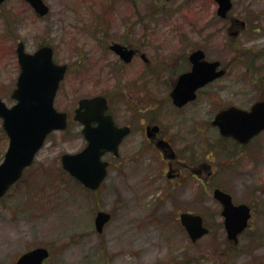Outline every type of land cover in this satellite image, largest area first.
I'll list each match as a JSON object with an SVG mask.
<instances>
[{
	"label": "rangeland",
	"instance_id": "1",
	"mask_svg": "<svg viewBox=\"0 0 264 264\" xmlns=\"http://www.w3.org/2000/svg\"><path fill=\"white\" fill-rule=\"evenodd\" d=\"M43 1L49 7L44 17L24 0H6L0 6V98L8 107L14 104L10 95L19 74V41L27 52L50 45L55 61L70 66L55 107L72 115L80 98L102 91L94 87L95 77L101 76L103 63L115 61L101 41H140L148 36L142 31L149 24L157 28L151 37L209 43V55L230 63L229 73L213 85L221 103L248 109L264 100V0H232L229 18L247 23L243 30L233 29L239 30L234 38L227 34L229 18L216 15L213 0ZM103 81L111 85L109 78ZM140 129L137 124L134 134L123 140L118 158L105 157L111 165L96 191L85 189L61 167L62 154L85 145L78 124L51 133L33 164L0 201V264H15L35 247L49 250L44 264H264V132L245 154L221 141L215 131L208 143L193 142L198 154L212 150L215 160L229 162L227 156L232 155L238 159L217 185L253 209L249 228L233 245L211 196L212 185L166 183L160 160L151 155ZM7 142L0 120V161ZM184 210L202 214L209 233L191 242L178 221ZM98 211L111 214L101 234L94 228Z\"/></svg>",
	"mask_w": 264,
	"mask_h": 264
},
{
	"label": "flooded vegetation",
	"instance_id": "2",
	"mask_svg": "<svg viewBox=\"0 0 264 264\" xmlns=\"http://www.w3.org/2000/svg\"><path fill=\"white\" fill-rule=\"evenodd\" d=\"M232 19L237 18H229L228 35L233 29L240 27V24ZM150 27L151 24L143 28L144 37L146 34L148 36L141 38L140 41L117 39L110 41L109 44L101 41L104 48L111 52L115 61L109 66L103 63L101 76L95 77L98 81H94L97 84L94 87L102 91L83 98L94 96L105 98L107 109L104 114H109L113 124L117 127L128 129V135L124 139L133 135L135 126L140 125V136L143 141L147 142L149 150L152 151L151 155L153 154L160 160V167L163 169L162 176L166 178V183L169 185H212L211 196L216 189L229 194L235 205L248 206L250 221H252L251 204L236 202L230 191L217 186L221 175H224L227 168L234 169L238 164V159L232 155L230 158L227 156L229 162L221 159L215 160L216 155L212 150H207L205 154H198L197 146L193 142L208 143V139L212 138L213 131H215L221 141L233 144L245 154L246 149L261 133L245 143H239L231 136H223L219 128L214 125V120L220 111L231 106L248 110L253 103L248 109L234 104L225 105L214 95V83L229 73L231 65L209 55L207 52L209 43L203 46L187 38L165 36L154 38L151 36L157 34V28ZM101 32L105 34L103 30ZM114 44L122 46L130 53L128 61L111 50ZM199 50L202 52V55L198 56L199 63L218 62L214 72L222 71V74L215 80L202 84H198L200 81L198 78L193 79L188 75L194 67L191 58ZM82 60L84 59L79 60V65ZM69 70L70 66L67 64V72ZM107 78L111 83L109 86L104 85L103 79ZM106 88L112 94L104 91ZM181 92L185 96L178 98L177 94ZM122 108L126 110L128 121L123 122L121 118ZM63 112L67 114V127H70L72 123L78 124L80 137L86 142L81 131L82 125L73 121L69 110H63ZM96 125L92 124V126ZM209 156H213V159H209ZM104 157L113 156L107 153ZM215 201L220 208L219 216H221L222 206L217 200ZM182 212L196 214L194 211L184 210L178 213V217Z\"/></svg>",
	"mask_w": 264,
	"mask_h": 264
},
{
	"label": "water",
	"instance_id": "3",
	"mask_svg": "<svg viewBox=\"0 0 264 264\" xmlns=\"http://www.w3.org/2000/svg\"><path fill=\"white\" fill-rule=\"evenodd\" d=\"M4 1L0 0V4ZM24 1L41 17L49 11L43 0ZM214 1L217 4V15L225 18L232 7L231 0ZM240 23L242 26L245 24L243 21ZM231 35L236 36L237 32ZM111 49L125 61L129 60L130 53L122 46L114 44ZM201 55L200 50L193 54L191 59L194 67L188 74L193 79L198 78V84L213 80L222 74V71L214 72L218 62L199 63ZM16 56L20 72L11 94L16 103L7 107L0 99L2 128L8 138V146L0 163V199L32 164L47 135L54 130H64L67 125L66 114L56 111L53 107L66 65L53 62V50L47 45L41 46L34 53H27L24 44L19 42ZM177 96L184 97L185 94L181 92ZM105 110L106 101L100 96L79 101L74 120L84 124L82 133L87 145L80 152L63 154L60 159L62 168L89 190H97L106 177L108 163L102 161L103 154L112 152L117 155L118 145L128 132L127 128L114 127L110 116L103 115ZM92 122H97L98 125L92 127ZM214 125L218 126L223 136H232L241 143L246 142L264 130V101L256 102L249 111L230 107L216 115ZM213 196L222 205L221 215L224 217L227 239L236 244L238 235L248 226L249 208L246 205H233L231 197L219 189L214 190ZM109 220V213L97 212L94 218L95 230L101 233ZM180 223L192 242L208 233L199 215L181 213ZM48 256L49 251L46 248L36 247L21 254L15 264H43Z\"/></svg>",
	"mask_w": 264,
	"mask_h": 264
}]
</instances>
